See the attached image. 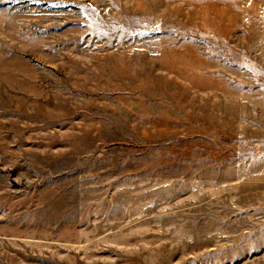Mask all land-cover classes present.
Instances as JSON below:
<instances>
[{
	"label": "rangeland",
	"instance_id": "1",
	"mask_svg": "<svg viewBox=\"0 0 264 264\" xmlns=\"http://www.w3.org/2000/svg\"><path fill=\"white\" fill-rule=\"evenodd\" d=\"M0 264H264V0H0Z\"/></svg>",
	"mask_w": 264,
	"mask_h": 264
}]
</instances>
